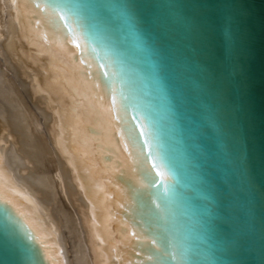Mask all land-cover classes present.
<instances>
[{"label":"water","instance_id":"obj_1","mask_svg":"<svg viewBox=\"0 0 264 264\" xmlns=\"http://www.w3.org/2000/svg\"><path fill=\"white\" fill-rule=\"evenodd\" d=\"M21 1L114 91L144 182L135 264H264V0H136L134 25L128 0ZM0 264H59L1 192Z\"/></svg>","mask_w":264,"mask_h":264},{"label":"bare ground","instance_id":"obj_2","mask_svg":"<svg viewBox=\"0 0 264 264\" xmlns=\"http://www.w3.org/2000/svg\"><path fill=\"white\" fill-rule=\"evenodd\" d=\"M33 17L0 0V192L59 264H135L151 242L133 220L144 182L114 91L75 37L77 61L65 34Z\"/></svg>","mask_w":264,"mask_h":264},{"label":"snow or ice","instance_id":"obj_3","mask_svg":"<svg viewBox=\"0 0 264 264\" xmlns=\"http://www.w3.org/2000/svg\"><path fill=\"white\" fill-rule=\"evenodd\" d=\"M11 2L13 6H15L17 3V0H11ZM35 7L37 9H40L41 11L44 10L41 3L39 2L35 3ZM149 7H152V5L138 3L136 2V0H128V2L119 4L117 12L122 17H124L130 24L134 25L137 22L138 18L141 16L142 12ZM58 15L61 20H65V16L63 15V13H58ZM64 27L67 28L69 32L73 31V29L70 27V25L67 22H65ZM231 36H232V33L231 31H229L228 33L229 41L231 40ZM69 42L75 43L74 40H70ZM76 46L79 47L78 44ZM175 259H178V257L176 256Z\"/></svg>","mask_w":264,"mask_h":264}]
</instances>
